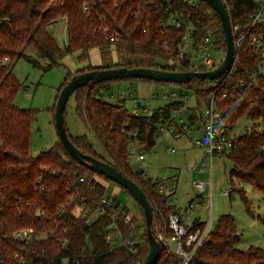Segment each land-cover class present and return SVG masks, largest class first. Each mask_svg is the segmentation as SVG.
Instances as JSON below:
<instances>
[{"label": "trees", "instance_id": "trees-1", "mask_svg": "<svg viewBox=\"0 0 264 264\" xmlns=\"http://www.w3.org/2000/svg\"><path fill=\"white\" fill-rule=\"evenodd\" d=\"M82 1L0 0V264H63L65 259L68 264H140L149 249L141 208L138 206L140 219L131 215L124 223L128 208L115 196L106 195L105 182L109 178L76 162L58 139L30 155V125L37 111L14 104V95L21 86L13 73L17 59L24 58L45 70L59 64L64 53L80 49L79 57L87 58L89 49L95 47L102 64L76 72L120 66L193 71L190 50L181 58L176 56L177 43L189 23L196 39L211 30L213 44L225 51L218 14L204 0H196L194 6L185 0H86L90 3L88 11L83 10ZM225 6L231 24L245 28L257 5L252 0H227ZM169 14L181 20L179 26L168 22ZM58 17L66 20L67 41L63 47L47 30V25ZM111 50L117 53L115 61L107 57ZM114 81L118 80L90 82L72 93L75 114L97 139L102 153L94 149L85 134L72 136L67 128L68 136L81 152L110 163L140 186L152 207L154 235L169 236L168 216L177 209L159 191V181L144 176V169L133 168L127 156L130 142L134 147L152 148L159 127L180 111L183 100L169 101L150 113H133L124 107L123 98L118 103L106 99ZM175 85L193 91L198 110L213 94L222 120L230 121L229 128L243 115L264 116V67L247 41L221 77L196 78ZM177 92L180 97L184 94ZM195 109L189 116L191 123L200 122ZM233 140L236 147L229 152H214L213 156L230 159V191H237L249 209L239 186L247 182L264 193V150L260 149L264 132H239ZM101 197H106L114 209L104 208L87 224L80 207L92 215L98 211ZM112 214L117 215L123 239L131 233L137 235L132 245L108 243L106 227ZM204 224L194 219L187 227L192 231ZM22 228H30L33 237H13ZM238 238L234 216L221 214L188 264H264V250L257 246L240 250L235 246ZM181 263L173 250L160 246L154 264Z\"/></svg>", "mask_w": 264, "mask_h": 264}, {"label": "rangeland", "instance_id": "rangeland-1", "mask_svg": "<svg viewBox=\"0 0 264 264\" xmlns=\"http://www.w3.org/2000/svg\"><path fill=\"white\" fill-rule=\"evenodd\" d=\"M47 30L55 38L58 46L63 47L67 41L66 20L58 17L47 25ZM80 53V49L64 53L59 59V64L45 70L31 65L24 58L14 62L13 73L21 82L19 90L14 95V104L20 108H33L37 111L30 125V155H36L56 143L53 108L63 84L76 73V70L102 64L98 48H90L87 58H80ZM211 53L215 59H221L223 56V52L218 48H212ZM116 55L117 53L111 50L107 57L115 61ZM178 90L187 95L185 106H192L194 93L190 89L186 87L179 89L177 85L170 82L162 83L137 78L112 82L107 92L110 96L106 95V99L118 103L119 97L123 94L122 104L128 111L137 108L138 113L145 114L172 101L170 94ZM137 104L140 106L136 107ZM64 110L65 125L69 133L72 136L85 134L93 143L94 149L102 153L97 139L77 118L73 96H70ZM186 113V110H182L180 114L178 111L174 114H177L176 118L182 119ZM199 123H193L188 132L175 137L172 131L175 124L172 122L167 131L161 133L152 148L145 150L139 146L133 147L129 164L133 168L144 169L146 176L153 180L157 179L165 183L171 181L167 184L164 194L167 195L169 204L174 205L180 213H184L185 209L188 210L185 214L181 213L182 219L187 224L198 217L205 221L211 217L209 227L214 228L221 214H232L239 234L235 246L240 250H246L249 246H257L264 250V193L254 189L247 182L241 183L239 187L248 200L249 209H247L239 193L235 190L230 191L228 179L231 168L230 159L224 155H214L210 158V155L204 151L206 137L203 127L197 128ZM245 125H249V120L243 115L231 127V133L244 131ZM198 140H201L202 144L197 143ZM141 148L142 151H140ZM139 153L143 154L142 159ZM202 160L203 168L200 167ZM199 182L204 184L203 189L196 187ZM105 185L106 195L115 196L116 200L128 208L130 215L141 218L137 202L125 188L119 187L112 180L106 181ZM170 188L174 191L169 194ZM229 191L230 194H228ZM188 205H191V208ZM140 232L141 230L139 234ZM62 262L68 264L66 259Z\"/></svg>", "mask_w": 264, "mask_h": 264}, {"label": "built area", "instance_id": "built-area-1", "mask_svg": "<svg viewBox=\"0 0 264 264\" xmlns=\"http://www.w3.org/2000/svg\"><path fill=\"white\" fill-rule=\"evenodd\" d=\"M192 6L196 3V0H185ZM225 1L223 0L224 4ZM256 3V9L251 12L249 15V19L247 22L246 27L239 26L238 24H231L232 34H233V44H235V52L233 55L232 64L236 61L237 58V50L241 48L243 43L247 41L249 44L252 52L260 59L263 67H264V0H252ZM83 3V10L88 11L90 3L86 0L82 1ZM168 22L175 23L176 26L180 25L181 20L176 18L173 14H169ZM187 31L180 37L177 46L178 52L176 54L177 58H181L185 51H191V67L193 71H203V70H210L211 68L215 67L221 59H215L211 53L212 48H216L212 42L213 32L211 30L205 31L203 36L199 39L195 37V30L192 24L189 23L187 25ZM116 35V34H114ZM197 36V35H196ZM191 43L196 45V47L192 48ZM220 50V49H219ZM224 54V52H223ZM223 57V56H222ZM231 64V65H232ZM231 67V66H230ZM230 69V68H229ZM228 69V70H229ZM175 84V83H174ZM178 87V86H177ZM227 94L223 93L225 97ZM123 94L119 97V99L123 98ZM173 100H183L182 110L187 109L188 107L185 106L186 95L183 94L182 97L178 95V92H173L171 94ZM204 107L201 110L195 109V116L198 121H200L201 127H203L204 136L206 137V144L204 145V151L207 152L210 157L213 156L214 152H229L232 148L236 147L234 142V137L237 133H231L230 121H223L221 118L220 112L217 110L215 103L213 101V94H211V99L207 104L203 105ZM175 113V112H174ZM177 114L171 115L165 121L163 125L159 127V134L155 136L158 137L161 133L167 131L169 125L174 122L175 129H174V136L183 135V133L189 130V125L187 122L181 119L176 118ZM245 116V115H244ZM249 120V125H245L244 131L246 132H264V116L259 115L258 117H249L245 116ZM242 131V132H244ZM199 144H202L201 140L196 141ZM134 147L132 142L129 143V150L131 153V149ZM260 149L264 150V144L260 145ZM173 151V149H171ZM127 156V161H129L131 154ZM139 157L142 159L143 154L139 153ZM204 161H201L200 167L202 168ZM145 176V173H143ZM79 180H82V177H79ZM204 184L199 182L197 184L198 188H203ZM161 187V186H160ZM159 188V187H158ZM159 191L161 189L159 188ZM99 203L98 211L94 212V214H88V210L84 207H80L81 216L84 218L85 222L89 224L94 216H97L98 213H102L104 208L110 207L114 209V206L109 203L106 197H101ZM124 223L128 222L131 218L129 213L125 214ZM117 215L112 214V220L106 227L107 230V241L109 244L115 246H130L136 240V234L131 233L125 239L122 238L121 230L119 229L116 223ZM168 229H170L171 233L169 236H162L158 234L157 237L161 240L164 246L173 250L181 259V264H188V261L191 259V255L194 251L201 247L203 244L206 235L210 231L212 227H209V224H204V226L196 227L192 231L189 230L187 225H183L181 222L180 215L178 213H171L168 216L167 222ZM133 228V226H131ZM131 228V229H132ZM35 236H42L38 233ZM13 237H23V238H31L33 237V232L30 228H22L18 229L13 233ZM64 241H62V244Z\"/></svg>", "mask_w": 264, "mask_h": 264}, {"label": "water", "instance_id": "water-1", "mask_svg": "<svg viewBox=\"0 0 264 264\" xmlns=\"http://www.w3.org/2000/svg\"><path fill=\"white\" fill-rule=\"evenodd\" d=\"M218 14L220 19L221 29L225 41V51L221 61L210 70L201 71H172L163 70L160 68H147L135 66L129 68L126 66L120 67H105L76 72L69 80L60 88L56 102L54 104L53 124L56 128L57 139L62 143L65 151L76 162L80 163L89 170H94L97 173L105 176L107 179L119 184L125 188L130 196L138 203L143 214L146 236L149 244L148 253L140 264H154L158 256L160 246L163 245L161 240L154 235L151 229L153 214L149 200L146 198L144 191L140 186L135 184L130 178L119 172L113 165L101 159L88 154H84L75 147L67 133L65 125V106L72 93L76 88L89 84L90 82L101 83L111 80L120 79H143L153 80L157 82L181 83L188 82L191 79L212 80L219 78L227 72L232 64L233 55L235 52V44H233V34L231 29V20L227 12L223 0H204Z\"/></svg>", "mask_w": 264, "mask_h": 264}, {"label": "crops", "instance_id": "crops-1", "mask_svg": "<svg viewBox=\"0 0 264 264\" xmlns=\"http://www.w3.org/2000/svg\"><path fill=\"white\" fill-rule=\"evenodd\" d=\"M138 79V78H137ZM171 83V82H170ZM173 92H177V91H172V93ZM171 93V94H172ZM171 94H170V96H171ZM187 96V95H186ZM176 101V100H175ZM185 105H186V101H185V103H184ZM196 101H195V97H194V103H193V105L192 106H187L188 108L187 109H185L186 111H187V113H186V116L184 117L183 116V120L185 121V122H187L188 123V125H189V130H190V127L192 126V124L193 123H191L190 121H189V116H190V114H191V111H194V109L196 108ZM140 106V104H137V106L136 107H139ZM204 106H202V108H203ZM133 113H137V108H134L133 109V111H132ZM181 113V112H180ZM179 113V114H180ZM197 122V121H196ZM198 123V122H197ZM199 127V124L197 125V128ZM200 127H201V125H200ZM174 129H175V127L172 129V131L174 132ZM188 130V131H189ZM187 131V132H188ZM186 133V132H185ZM174 135V134H173ZM180 136H182V135H180ZM175 137H177V136H175ZM179 137V136H178ZM211 158V157H210ZM129 162V161H128ZM203 168V167H202ZM145 173V172H144ZM145 176H146V174H145ZM153 180V179H152ZM155 180V179H154ZM157 180V179H156ZM159 181V185H158V187L161 189V191L164 193V190H165V188L166 187H168V183H171V181H169L168 183H165L164 181H161V180H158ZM209 184L211 185V183L209 182ZM161 186V187H160ZM196 187H197V184H196ZM203 188H204V186H203ZM203 188H199V189H203ZM174 191V189L173 188H170V192H169V194L171 193V192H173ZM169 196V195H168ZM168 204H169V202H168ZM189 206V208H191V205H188ZM188 212V210L187 209H185V211H184V213L183 212H181L182 214H185V213H187ZM177 213L180 215V218H181V222H182V224L185 226V225H190L191 223H189V224H187V222H184V220L182 219V217H181V213L177 210ZM210 218L211 217H209L208 218V220H201V217H198V218H195V219H198V221L199 222H205L206 224H210L211 223V220H210ZM194 220V219H193ZM192 220V221H193ZM191 221V222H192Z\"/></svg>", "mask_w": 264, "mask_h": 264}]
</instances>
